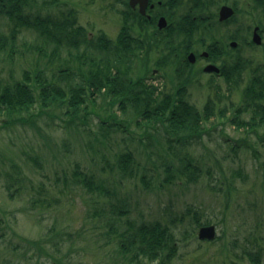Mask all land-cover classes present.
Segmentation results:
<instances>
[{"label":"rangeland","instance_id":"obj_1","mask_svg":"<svg viewBox=\"0 0 264 264\" xmlns=\"http://www.w3.org/2000/svg\"><path fill=\"white\" fill-rule=\"evenodd\" d=\"M124 8V0L30 3L31 11L57 17L75 9L77 24L87 28L94 38L104 32L116 39L126 21ZM133 27L136 35L138 28ZM11 28L12 23L1 16L0 35L10 36ZM55 46L35 29L20 25L13 53L10 46L0 47V83L21 78L25 69L43 68L50 76L61 68L77 70L76 54L83 49H70L64 43L58 50ZM54 48L57 52L52 54ZM164 48L165 45L150 51L152 72L146 81L172 93L181 77L175 56H169L170 50ZM229 53L241 54L254 63L264 61V46L241 44ZM165 56L170 61L160 69L156 63ZM203 63L197 60L193 66L181 65L183 76L192 75L188 85L190 102L202 111L208 103L215 112L204 122L206 131L202 137H184L185 131H169L161 123L147 125L139 120L138 124L131 111L121 112L117 104L110 107L108 101L112 98L102 95L83 103L86 109H81L80 114L89 112L86 122L78 117L71 119L65 113L67 106H50L43 111L41 106L29 112L0 111V264L59 263L62 252L53 249L56 258L45 254L49 233L66 236L64 250L71 255L67 264H122L112 249L114 233H108L109 228L101 222L105 212L99 208L107 206L110 197L103 203L97 201L98 193L77 188L73 183L77 165L103 180L118 197H128L135 218L170 221L173 216L183 215L176 225L177 252L170 264H264V253L260 257L251 254L246 239L255 221L260 218L263 222L264 218V123L250 129L231 120L235 113L230 102L239 104L247 74L240 86L229 92L222 76L198 72ZM136 66L142 67L139 62ZM213 77L219 86L214 85ZM221 108L227 109L226 116L218 115ZM110 109L118 112L117 119L102 126V117ZM31 113L36 114L31 120L18 119ZM253 114L243 112L239 117L248 120ZM256 117L258 120L261 116ZM128 151L133 161L126 165L127 173L122 174L120 155ZM185 156L200 168L196 179L182 172ZM18 170L26 177L25 182L12 181ZM196 218L211 223L200 225ZM206 224L216 225L217 236L212 240L198 236L200 227ZM262 227L259 233L263 236Z\"/></svg>","mask_w":264,"mask_h":264},{"label":"trees","instance_id":"obj_2","mask_svg":"<svg viewBox=\"0 0 264 264\" xmlns=\"http://www.w3.org/2000/svg\"><path fill=\"white\" fill-rule=\"evenodd\" d=\"M30 3L32 0H0V17H6L12 23L10 36L0 35V47L7 49L10 46L9 51L13 53L18 27L26 25L38 31L46 41L55 42L57 50L59 45L64 43L70 49H83V51L76 54L77 70L61 68L59 73L50 76L43 68L25 69L21 78L12 82H1L0 111L29 112L31 108L37 106H41L40 110L43 111L50 106L60 108L67 106L65 113L70 114L71 119L75 120L78 117L81 122H86L89 112L85 110L83 115L80 114L81 109H86L83 103L87 99L95 100L102 95L112 98L108 101L110 107L117 104L121 112L131 111L132 116L137 118L138 124L139 120L147 125L161 123L169 131H185L184 137L186 135L190 139L194 136L202 137L203 132L206 131L204 122L210 120L211 114L215 112L208 103L202 111L190 102L188 85L192 75L183 76L181 65L193 66L186 61L185 55L194 47L178 44L179 40H188L187 30L177 28L174 32L175 44L171 46L168 55L175 56L174 62L181 78L172 93H165L159 90L157 85L146 81L152 72L148 62L149 53L155 47L157 49L161 47L157 38L154 39L143 33L135 35L127 23L123 25L116 39L104 32L94 38L87 32V28L77 24L75 9H70L69 13L63 12L62 17H57L50 13L31 11ZM55 48L52 54L57 52ZM169 56H165L164 60L161 57L158 59L160 62L157 61L156 64L160 69L170 61ZM235 56V59L221 61V74L227 82L229 92L233 87H239L247 74V81L241 88L242 97L239 104L230 102L235 113L231 120L238 126L255 129L264 123V61L254 63L241 54ZM137 62L142 66L140 69L136 66ZM212 82L215 86L218 85L214 77ZM220 92L226 94L223 90ZM226 110L221 108L218 115L226 116ZM250 111L254 112L250 119L239 117L241 113ZM117 113L115 109H110L109 114L102 117L101 125L116 120ZM255 114L261 116L260 119L257 120ZM35 115V113H31L29 117L20 115L18 119L28 121ZM109 126L110 124H106V127ZM182 160V172L188 174L189 179H196L199 166L188 156ZM131 161H133L132 152L128 151L120 155L122 174L127 173L126 165ZM74 171L73 183L77 188H86L92 194L98 193L97 201L103 203L104 199L110 197L109 203H105L107 206L99 209L105 212L104 218H101L102 226L109 228L108 233H114L112 249L119 262L121 260L122 264H144L147 261L157 260L159 264H170L177 252L176 225L183 219V215L173 216L170 221L161 218L146 219L144 216L135 218L131 215L128 197H124L125 199L118 197L103 180L98 179L93 173L81 170L79 165ZM19 174L20 171L16 176H12V181L25 182L26 177ZM115 196L117 198L113 200ZM196 221L200 225L211 223V221L200 222L198 218ZM53 234L59 235V233ZM25 240L35 243L32 240ZM50 242H53L51 251H49ZM45 243L48 250L45 246L44 250L48 257L56 258L53 251L62 252L58 259L59 263L53 264H67L66 260L71 255L64 250L66 236L54 237L49 233Z\"/></svg>","mask_w":264,"mask_h":264},{"label":"flooded vegetation","instance_id":"obj_3","mask_svg":"<svg viewBox=\"0 0 264 264\" xmlns=\"http://www.w3.org/2000/svg\"><path fill=\"white\" fill-rule=\"evenodd\" d=\"M124 3L122 13L129 20L131 29L136 25L138 34L157 38L168 51L175 44V30H187L188 40H179L178 44L194 47L187 52L186 59L193 52L195 61L190 63L203 61L201 69L198 68L200 73L222 76L221 61L236 57L230 51L241 44L264 46V0H136L133 4L131 0H124ZM256 33L260 42L255 40ZM209 64L217 65L220 71H206ZM261 220L263 222L260 218L255 221L252 233L246 238L251 245L249 252L258 257L264 253V235L259 233L264 218ZM249 260L253 261L252 258Z\"/></svg>","mask_w":264,"mask_h":264},{"label":"water","instance_id":"obj_4","mask_svg":"<svg viewBox=\"0 0 264 264\" xmlns=\"http://www.w3.org/2000/svg\"><path fill=\"white\" fill-rule=\"evenodd\" d=\"M136 0H131V3L133 4ZM256 41L260 42V36L258 35V33H256V37H255ZM236 44L233 43V46H235ZM189 60L191 62L195 61V54L192 52L189 54ZM205 70L207 71H212V70H217L220 71L219 67H217L214 64H209L205 67ZM216 236V226L215 224H210V225H204L200 228L199 231V237L202 239H213Z\"/></svg>","mask_w":264,"mask_h":264}]
</instances>
